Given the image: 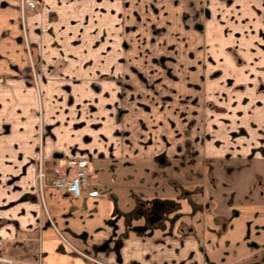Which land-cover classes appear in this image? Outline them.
Returning <instances> with one entry per match:
<instances>
[{
    "label": "crops",
    "instance_id": "crops-1",
    "mask_svg": "<svg viewBox=\"0 0 264 264\" xmlns=\"http://www.w3.org/2000/svg\"><path fill=\"white\" fill-rule=\"evenodd\" d=\"M189 7L186 0H103L99 4L92 0H69L63 4L58 0H41L36 9L28 10L34 14L27 16L26 24L32 29L38 19V22L43 19L44 28H39V38L43 39L58 37L60 27L65 24L61 22L77 19L81 24L76 26L84 27L88 36L95 27V17L102 13L101 27L117 22L122 38L115 57L103 55L104 61L117 62L114 63L118 68L114 71L116 77L127 76V62L141 67L142 59L146 63L153 60V45L161 44L163 48L171 44L178 70H190L188 75L202 77L215 69L220 77L230 78L234 88L230 93L235 96L236 92L239 100L244 99L241 106L248 108L247 133L231 139L237 143L236 147H223L212 153L198 151L193 156L200 160L197 165L196 160L192 164L199 168V179H203V163L213 164L212 172L206 170L204 175L209 174L214 181L222 167H233L230 159L251 157L263 163L257 172L264 176V0H209L203 13L204 23L187 27L182 15ZM112 12L119 17H112ZM19 15L16 0H0V91L6 92L0 96V107L7 112L1 113L3 117L11 112L13 116L19 104L16 88L22 91L33 88L28 83L31 75L27 54L16 36ZM127 27L137 28L136 39L129 42V55L124 33ZM154 27L163 30L156 38L158 42L147 39ZM46 49L52 56L43 60L47 68L52 67L41 70L49 77L48 81L40 82L39 88L80 85L76 75L65 71L64 55L60 56L50 44ZM95 83L93 76L87 87L95 88ZM81 85L85 88L86 84ZM45 101L44 97V105ZM49 124L59 129L44 134L46 172L57 175L67 169L68 160H87L89 180L99 193L72 198L51 187L45 188L44 213L33 226L23 223L17 228L35 231L33 250L24 244L27 243L24 237L23 242L13 243L19 248L10 250V255H4L0 249L1 263L7 264L2 261L6 259L11 264H264V185L259 193L261 199L254 205L256 211L250 213L249 194L260 189L256 182L245 186L248 194L245 197L213 198L217 195L214 190L207 191L202 188V180L191 179L190 162L188 171L184 172L188 177L177 183L166 175L174 167L164 166L166 170L161 172L153 167L157 157L154 150L140 148L135 152L133 144L128 151L123 144L119 146L116 130L122 128L120 124L108 133L114 139H103L101 148L87 151H82L84 147L80 146L78 128L69 129L68 125L73 123L62 117L58 123L49 121ZM21 125L22 122L11 125L10 132L0 128L3 145L0 167L14 166L22 151L13 135V132L17 135ZM32 127L35 130L36 123ZM242 138L247 142H239ZM34 139H27L30 150L37 138ZM48 161H52V166ZM141 161L149 167H144ZM14 236V228L11 232L0 229L1 238Z\"/></svg>",
    "mask_w": 264,
    "mask_h": 264
},
{
    "label": "rangeland",
    "instance_id": "rangeland-1",
    "mask_svg": "<svg viewBox=\"0 0 264 264\" xmlns=\"http://www.w3.org/2000/svg\"><path fill=\"white\" fill-rule=\"evenodd\" d=\"M38 1L41 0H36V3ZM58 1L63 4L69 0ZM92 1L99 4L103 0ZM186 1L190 4L188 11L182 15L186 26L203 24L205 19L203 13L208 7L209 0ZM16 2L20 14L19 32L16 36L24 45L29 61L28 68L31 76L28 83L33 87L29 91L34 94V102L33 105L30 104L29 96L32 93L28 94L29 91L16 88L15 97L19 104L16 105L13 116L11 112L8 117H3L1 113L7 112L0 107V117H3L2 123L0 122L1 129H7L6 131L10 132L11 125L15 126L22 122L18 136L13 132L14 137L19 140L16 143L22 151L16 157L17 159L15 158L14 166L0 167V229H8L9 232L15 229L14 238L0 237V249L4 250V255H10L12 253L10 250L16 251L19 247L13 243L17 245L23 242L24 237L27 238V243H24L27 247L33 250L35 246V231L24 232L17 228L23 223L33 226L41 213H44L43 196L45 188L50 186L47 185L41 192L37 178L40 161L42 169L46 172L43 162L44 134L57 127L49 124V121L53 124L58 123L59 118L62 117L64 121L73 123V126L68 125L69 129L78 128L80 146L84 147L82 151L93 147L99 149L104 143L103 139H114L108 137V133L114 132L120 124L122 128L116 130L119 133L117 136L119 138H116L119 140V146L123 144L126 150H129L133 144L136 148L135 152L140 148L151 152L154 150L153 153H156L157 157L153 160V167H157L159 172L166 170L164 166L168 169L174 167L171 172L166 171V175L168 180L173 179V182L177 183H180L184 177H188V175L184 176V172L188 171L190 162L193 166L190 170L193 173L191 179L197 182L202 180V188L207 191L214 190L217 195L213 198L245 197L248 195L245 186L256 182L260 184V189L251 190L249 194L250 213L256 211L254 205L261 199L259 193L264 185L263 174L257 172L263 167L261 161L251 157L230 159L233 161V167H222L221 173L213 181L209 178V174L206 176L204 174L206 170L212 172L214 165L203 163V179H199L197 173L199 168L195 165L200 158L193 156L198 154V151L206 150L212 153L223 147H236L237 143H232L231 139L237 138V134L247 133L248 108L241 106L244 105V99L239 100L236 92H234L235 96L230 93L234 89L229 82L230 78L220 77L215 69L202 77L188 75L190 70H178L174 61L175 49L173 51L171 44L163 48H160L161 44L153 45L151 47L155 49L152 52L154 55L151 56L153 60L146 63L142 59L141 67L127 62V76L116 77L114 71H118V68L114 63L117 65V62L104 61L103 55L111 54L115 57L120 48L118 44L119 41L122 42V38L116 28L117 22L112 23L111 26L101 27L103 24L101 13L100 16L95 17V27L89 30L87 36V30L84 27L76 26L79 23L77 19H68L61 22L65 24L60 27L58 37L46 35L47 37L40 39L39 28H44V20L41 19L38 22V19L33 28L29 29L26 24L27 16L34 13L24 9L21 0ZM111 16L119 17L114 12ZM136 31V27H127L124 30L128 39L126 41L127 55L130 54L129 42L136 39ZM160 31L163 30L154 27L150 30L147 39L158 42L156 38L160 33L163 34ZM47 42L60 56L64 55L67 61L63 65L65 71L67 73L71 71L73 75H76L80 85H73V88H39L40 82L48 81L49 77L41 70H49L52 67L47 68L43 60L45 57L49 59L52 56L46 49ZM182 63L188 64L187 61ZM145 65L148 66L145 67ZM51 71L53 74L54 69ZM93 76L96 82L95 88H89L87 84ZM82 82L86 84L85 88L81 85ZM4 93L6 92L0 91V96H4ZM35 123L36 129L33 130L32 126ZM231 135L233 138L230 137ZM29 137H32V140L37 138L32 143L35 144L32 150L27 146ZM243 139L239 140L242 144L247 142ZM114 141L117 142V140ZM0 149H3L2 144ZM159 157L162 158L161 161ZM194 160L197 161L195 165H193ZM51 162L48 161L47 164L52 166ZM235 162L237 163L234 164ZM141 164L146 168L149 167L145 161H141ZM53 176L46 172L44 180L46 184ZM219 192L222 194L218 195ZM0 264L3 263L0 262Z\"/></svg>",
    "mask_w": 264,
    "mask_h": 264
},
{
    "label": "built area",
    "instance_id": "built-area-1",
    "mask_svg": "<svg viewBox=\"0 0 264 264\" xmlns=\"http://www.w3.org/2000/svg\"><path fill=\"white\" fill-rule=\"evenodd\" d=\"M24 9L34 10L37 6L36 0H21ZM40 160L42 152L40 150ZM42 162L40 161V168L37 174L41 192L47 185L51 188L67 193L72 198L82 196H95L99 192L92 188V183L89 180L88 162L82 159H70L66 162L67 169L61 173L50 178L49 183L46 184V172L42 169ZM7 264H11L9 260L2 259Z\"/></svg>",
    "mask_w": 264,
    "mask_h": 264
},
{
    "label": "water",
    "instance_id": "water-1",
    "mask_svg": "<svg viewBox=\"0 0 264 264\" xmlns=\"http://www.w3.org/2000/svg\"><path fill=\"white\" fill-rule=\"evenodd\" d=\"M61 154H59V156H60Z\"/></svg>",
    "mask_w": 264,
    "mask_h": 264
}]
</instances>
